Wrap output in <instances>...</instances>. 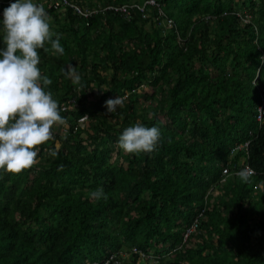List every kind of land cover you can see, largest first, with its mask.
Returning <instances> with one entry per match:
<instances>
[{"label":"trees","instance_id":"16d2710c","mask_svg":"<svg viewBox=\"0 0 264 264\" xmlns=\"http://www.w3.org/2000/svg\"><path fill=\"white\" fill-rule=\"evenodd\" d=\"M74 1L96 12L48 11L64 52L45 42L38 64L65 119L34 165L0 169V264H101L131 247L147 264H264V0H154L128 16L100 9L145 0ZM136 122L160 127L153 151L117 143Z\"/></svg>","mask_w":264,"mask_h":264},{"label":"clouds","instance_id":"9594fccd","mask_svg":"<svg viewBox=\"0 0 264 264\" xmlns=\"http://www.w3.org/2000/svg\"><path fill=\"white\" fill-rule=\"evenodd\" d=\"M48 11L55 12L46 10L39 0H11L0 12V169L7 172L18 173L34 165L39 145L53 135V124L65 119L59 101L46 87L51 84V78L42 74L38 66L40 49L46 50L45 42L50 43L54 54L64 52L60 42L62 34L53 33ZM67 74L73 76L72 71ZM73 78L77 82L81 79L79 74ZM123 101L120 95L108 98L106 110L115 111ZM259 109L260 104L258 115ZM161 135L158 125L136 122L121 131L117 143L126 152H151L157 147ZM240 174L247 179L245 173ZM104 195L102 185L90 192V196L96 199ZM138 261L137 256H133L129 262L128 256L130 264H138Z\"/></svg>","mask_w":264,"mask_h":264},{"label":"built area","instance_id":"2783aa9c","mask_svg":"<svg viewBox=\"0 0 264 264\" xmlns=\"http://www.w3.org/2000/svg\"><path fill=\"white\" fill-rule=\"evenodd\" d=\"M39 2L44 4L46 10L53 9L60 16H64L65 12L70 9L77 15H80L85 18H87L93 12H96V11H91V10L90 11L85 10L84 8L80 7L79 5H77L71 0H39ZM146 6L156 7L157 4L154 0H145L143 5H126V4L119 5V6L108 5V6L101 7L100 11L105 12L108 10H113L114 12L123 13L125 16H128L130 13V10H133V9L143 13ZM164 19L167 20L169 24H172V21L170 19L166 18L165 16H164ZM246 22L248 21L246 20ZM262 103H264V97L263 98L261 97L260 109H259V115H258V116L261 115V117H262V113L264 112V106H261ZM261 117L259 118L260 121L262 119ZM242 172L245 174L253 173V171L248 167H246ZM202 217L203 215L200 212L198 216L193 220L192 224L183 232V240H182L183 243H187L189 238L195 234ZM128 256H129V262H131V259L133 256H137V258L139 259V261L137 262L138 264H140L141 262H144V264H147L149 260H152L154 258L151 252L147 254L136 248H132L130 251V255L128 254ZM128 256L125 253L118 252L113 255H110L108 258L101 261L100 263L101 264H125V263H129Z\"/></svg>","mask_w":264,"mask_h":264},{"label":"rangeland","instance_id":"374dc122","mask_svg":"<svg viewBox=\"0 0 264 264\" xmlns=\"http://www.w3.org/2000/svg\"><path fill=\"white\" fill-rule=\"evenodd\" d=\"M58 126H59L58 124L55 126L56 128L54 131H59L60 135H63L66 131L67 126H61L60 128H57ZM125 264H128V263H125ZM142 264H144V262H142Z\"/></svg>","mask_w":264,"mask_h":264},{"label":"bare ground","instance_id":"6f19581e","mask_svg":"<svg viewBox=\"0 0 264 264\" xmlns=\"http://www.w3.org/2000/svg\"><path fill=\"white\" fill-rule=\"evenodd\" d=\"M261 97L263 98L264 97V93H262L261 94ZM261 106H264V103H262V105ZM261 117V115L260 116H258V118H257V116H256V121L258 122V124H261L262 123V121H263V118H262V120H261V122L259 123V118Z\"/></svg>","mask_w":264,"mask_h":264}]
</instances>
